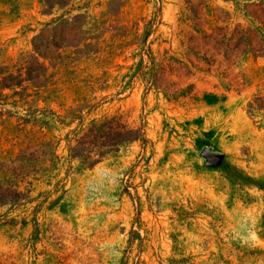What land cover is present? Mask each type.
<instances>
[{"label": "rangeland", "instance_id": "1", "mask_svg": "<svg viewBox=\"0 0 264 264\" xmlns=\"http://www.w3.org/2000/svg\"><path fill=\"white\" fill-rule=\"evenodd\" d=\"M42 1L0 0V65L62 15L109 31L39 96L0 100V157L50 142L21 184L30 199L0 208V264H264V110L247 112L264 98V0ZM111 118L137 139L92 166L70 154Z\"/></svg>", "mask_w": 264, "mask_h": 264}, {"label": "trees", "instance_id": "2", "mask_svg": "<svg viewBox=\"0 0 264 264\" xmlns=\"http://www.w3.org/2000/svg\"><path fill=\"white\" fill-rule=\"evenodd\" d=\"M64 5L65 0H43L41 12L51 14L54 7L62 8ZM110 5L111 3L108 4L109 7ZM108 13L114 14L113 8H110ZM89 19L87 14L58 17L51 23H47L32 37L31 50L20 53L15 64L0 65V91L9 90L11 92L9 95L0 92V100L15 95L21 97L22 94L26 98L33 95L39 96L41 92L55 83L54 78L57 74L55 70L81 58L99 54L100 44L105 41L104 34L109 30L93 34L95 25ZM129 35L130 32L125 29L115 34L112 33L110 40L119 38L125 41ZM133 35L132 40L125 42V46H140L138 63L140 68L144 55L148 56L151 53L149 47L144 48L149 33L145 31L139 36L136 29ZM111 52L112 47L109 50V53ZM32 105L28 111H40L38 108H32ZM247 107L249 115L254 116L255 113L264 110V98L255 96L252 101L248 102ZM20 118L25 122L37 120L34 115ZM47 123L44 121V124ZM134 139L137 137L132 130L111 118L92 123L69 151L72 156L79 158L87 166H92L106 155L117 153L121 146H125ZM49 144L50 142L46 141L44 136L32 135L16 158L0 157V208L17 207L30 199L31 189L23 188L21 184L25 178L30 176L29 173H36L34 166L42 160L37 157L36 148L41 147L42 155H45V149L50 150ZM31 175L34 178L35 174ZM28 185H31V182H28ZM2 216L3 214H0V222Z\"/></svg>", "mask_w": 264, "mask_h": 264}, {"label": "water", "instance_id": "3", "mask_svg": "<svg viewBox=\"0 0 264 264\" xmlns=\"http://www.w3.org/2000/svg\"><path fill=\"white\" fill-rule=\"evenodd\" d=\"M202 155L207 157L209 155V151L207 149L202 150Z\"/></svg>", "mask_w": 264, "mask_h": 264}]
</instances>
